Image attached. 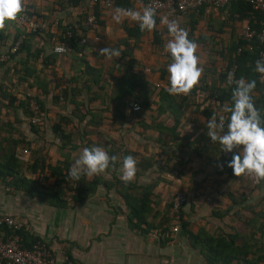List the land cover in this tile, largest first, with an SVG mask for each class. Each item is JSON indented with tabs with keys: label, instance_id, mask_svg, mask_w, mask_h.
<instances>
[{
	"label": "trees",
	"instance_id": "1",
	"mask_svg": "<svg viewBox=\"0 0 264 264\" xmlns=\"http://www.w3.org/2000/svg\"><path fill=\"white\" fill-rule=\"evenodd\" d=\"M82 1L65 0V3L75 6ZM128 4V0H113L111 2L113 7L126 8ZM205 5L207 4H202L191 10L176 12L171 19L175 20L180 27L188 32V38L194 41L197 46H200V49L205 51V55L210 54L216 57V60L212 59L210 62L202 63L203 65L200 67L203 68V72L199 83L188 95H169L165 91L166 87L169 86L166 67L171 62L170 54L165 50L169 35L167 26L160 25V17L157 13L155 17L156 28L153 31H140L137 22H133L130 26L124 25L122 28L124 36L118 41L120 46L118 50L121 51V56L111 63H105L101 68L92 66L87 59L80 57L83 43L78 42L80 34H77L71 26L62 25L59 35L55 34L56 39L66 44L64 53L49 51L51 54H42L39 52L44 50L41 47L33 48L31 52L27 51L25 38L39 34L40 28L26 31L25 34L16 33L7 43L5 52L0 56V182L25 193L29 197L57 208H65L71 204L81 202L87 195L93 193L96 186L100 184L106 192L110 189L114 190L122 198L126 206L125 221L127 225L132 229L138 228L140 232H144L148 231L149 222L143 214L148 212L154 216L157 210L150 206L148 198V195L154 194L153 183L149 181L143 185H137L135 182L136 176L141 171L140 169L155 166L170 172L174 171L177 176L184 175L191 179L193 175L199 172L191 166V151L196 153L194 158H199L208 149L205 158H203L204 156L201 157L202 162L206 164L218 162V167L215 168L218 174L224 173L226 177H235L233 170L227 167V163L236 154L235 150L232 153L222 152L220 145L218 143L214 144L207 136L205 125L212 115H217V117L229 115L224 111V108L226 105H232V90L235 88V83H227L230 72L234 74V80L243 78L245 81H256L253 99L255 106L264 118V96L257 81L258 72L254 70L258 53L262 50L263 44L254 38L243 39L239 33L230 38L225 44L222 41H213L215 35H206L200 29L208 30L209 28L212 32L218 33L221 27H213L211 18L203 16ZM110 7L104 6L102 0H96L84 7L83 20L87 15L86 11L98 23L100 9ZM216 9L219 14L225 9L230 14L224 16L221 21L243 22L252 29H259L264 26L263 13L247 1L230 0L223 6H216ZM25 13L32 20H38L28 7H24L21 14ZM3 31L4 29L0 30V38L5 40L6 37L3 36ZM81 31H83V28L79 30V32ZM146 34H148V37L144 38H148L151 52L164 56V60L155 61V63L148 62L150 61L148 60V64H143L141 59L134 58L132 50L139 45L140 37ZM20 35L21 42L18 47L14 52H9L8 48L11 43ZM69 50L74 52V56L77 58L74 59L81 61L83 65L75 75L70 73L66 84H60L58 81L64 77H62V73L54 71L56 58H61ZM38 56L40 57L38 70L41 72L37 73L33 63ZM45 68H49V70L42 71ZM206 73H212V78L206 80ZM45 75L50 79L49 82L45 79ZM154 76L156 77L153 78ZM73 78L79 79V82L77 83L76 79L73 80ZM147 83H149V86ZM146 90L150 95L149 100L144 98L139 100L138 98L143 96ZM30 99L37 104L36 113H33L28 107ZM105 99L111 101L110 110L106 109L105 105L101 106L100 104L102 103L100 100ZM126 100H132L139 105L144 102V106L150 111L147 119H144L136 111L126 109L128 114L126 124L129 123L130 126H135L133 131L138 133L140 138L144 140L141 143L143 147L141 152H133L125 148L121 152L118 151L119 147L117 145L113 147L111 142L103 140L100 143L101 148L105 149L110 156L117 155L120 158L115 166L110 164L109 168L105 170L108 177H103L100 174L92 178L82 175L78 181L69 179L68 172L75 161L69 159L68 153H59L56 161L53 163L48 162L45 160V146L42 145H39V148L29 150V158L26 162H22L15 154L18 147L29 146L31 141L18 129L21 123L26 124L27 133L34 135L38 132V125L47 127L52 135L50 142L57 149H63L68 145V150H74L80 145L83 134L87 131L86 127L105 125L108 117H112V120L120 129L128 130L129 127H126L123 123L127 114L121 111L122 108L126 107ZM46 101H49V104H45ZM95 101L100 102L93 106L92 103ZM149 105H152V107ZM50 107L54 109L52 115L49 111ZM95 107L98 110L95 109V111L93 109ZM187 109L200 115L204 120V124L195 138H192L193 124L185 123L182 120ZM33 116L38 118L35 123L30 121ZM226 124L227 121L225 122V130ZM189 126L190 130L188 129ZM199 126V124L194 125L197 129ZM144 130L156 131V135L149 143L148 147L150 148L148 149H146L148 140L145 137ZM14 132L17 135L14 136ZM93 132L96 133L97 130L94 129ZM54 138L59 141L58 144L54 143ZM75 140H77V143L74 142ZM87 142H90V140L86 139L83 144L84 148L87 147ZM192 144L194 145L192 146ZM149 149L150 151H148ZM123 152L133 156L137 161L136 168L138 167L134 179L127 184L122 182L121 175L114 174L116 167L127 156L123 155ZM217 154L218 158H216ZM22 165H24L23 169L25 167L29 175L24 174ZM49 177L52 178V182L44 184L42 180ZM239 177L242 179L247 178L246 175ZM183 193L186 197V191ZM223 195L227 196L232 204H236L241 200V195H238L237 200L231 194L223 193ZM171 197L172 195L159 213V221L152 224L153 229L157 230L159 235L164 230L169 231L171 226L175 224L174 222H177V229L180 233L185 234L189 244L198 248L208 262L222 260L228 264L230 260H241L244 264H259V261L264 259V255L247 258V254L253 253V251L249 250L247 244L235 243L236 238L239 237L237 233L212 235L206 234L207 232L202 228L195 231L190 230L188 221L183 215L182 206L179 209L178 220H173L167 215ZM231 203L229 204L231 205ZM224 212V210L222 213L216 212L215 216H223ZM141 224L147 225V229H141ZM166 239L168 237L162 238V240ZM23 240L24 245H27L25 238Z\"/></svg>",
	"mask_w": 264,
	"mask_h": 264
},
{
	"label": "crops",
	"instance_id": "2",
	"mask_svg": "<svg viewBox=\"0 0 264 264\" xmlns=\"http://www.w3.org/2000/svg\"><path fill=\"white\" fill-rule=\"evenodd\" d=\"M128 3V6L123 9L142 11L144 7L142 0H128ZM87 5H89L88 0H83L80 4L75 6L65 3V0H24V7H28L35 18L38 19L37 21L41 22L44 26L39 34L32 35L28 38L25 36L27 51L31 52L33 48L41 47L44 50L39 51L40 53L47 55L51 54V52H49L51 51V41L49 38L51 36L56 38V35H59L62 30V25H67L71 26L77 34H80L79 39L83 37L84 42L83 44L80 43L83 46L80 51V57L87 59L92 66L101 68L105 63H111L117 60L115 57L111 60L107 59L105 56L99 54V50L106 47L119 49L120 46L118 45V41L124 36L123 26H130L135 21H132L130 18H124L122 22L116 23L112 19V14L117 7L111 6L110 8L100 9L101 13L99 14L98 23L94 21V23L86 25L82 13L85 10L84 7ZM203 12L204 17L211 18L213 27H221L218 33L212 32L209 28L208 30L204 28L200 29L203 30L202 32L206 35H215L213 41H222L225 44L230 38H233V36L239 33L240 27L243 24V22L233 20L221 21L224 16L230 15L226 9L219 14L216 7L205 5ZM85 13H87L86 16L90 15L89 12L85 11ZM25 15H27L29 19H32L28 14L25 13ZM158 16L161 18L160 14ZM81 28H83V31L79 32ZM27 29L26 23H20L18 20L15 22H7L3 31V36L6 37V39L3 40V38H0V52L7 47V43L16 33L25 34L26 31H29ZM144 37H148V34L140 37L139 45L132 50L134 58L141 59L143 64L164 60V56L160 55V57L151 52L148 38L146 39ZM197 55L199 57V66L203 65L202 63L206 61L210 62L212 59L216 60V57L210 54L205 55V51L200 49V46L197 48ZM74 58H76L74 52H70V50L61 58H56L54 71L62 73V77H64L62 80L58 81L60 84H66L67 77L70 73L71 75H75L82 67L83 63L77 61V58ZM39 60L40 57L38 56L33 63L37 73L41 72L38 70L40 65ZM48 70L49 68L42 69L44 72ZM167 73L166 76L168 75ZM45 76V79L49 82L50 79L47 75ZM212 76V73H206V80L212 78ZM155 77L156 76L153 78ZM75 79L77 78H73V80ZM76 81L79 82V80ZM45 104H49V101H46ZM149 106L152 107V105ZM53 110L52 107L49 108L51 115L54 112ZM143 111L144 115L140 116L147 119L150 111L146 106L143 107ZM184 114L182 120L185 123L193 124L192 138L197 137L201 126L204 124L203 118L190 109H187ZM109 119L111 118L108 117L105 121V125L102 126L109 128L108 125H112L111 127L114 131H120V127H118L114 121L110 120L111 124H109ZM195 124L200 125L198 129L194 127ZM129 129L131 130L129 132V137L132 138V142L136 139L135 143H138V146L142 149L143 146L141 143L144 140L140 137H136L133 133L135 126ZM33 135L34 134H32V136ZM117 137H119V135ZM147 140L148 145H146V149L150 148L148 146L152 139ZM94 141L96 146H99L102 142V140L99 139H95ZM20 149L22 148L18 147L15 154L17 157L21 158V156H19ZM69 151L71 150H68V153ZM148 151H150V149ZM54 153L57 158L59 151L54 149ZM198 163L204 164L205 170L203 171L205 175L212 171L215 172L213 168L211 171L208 170L209 168L206 169L207 164L203 163L200 157H195L194 159L192 157L191 166L193 169L197 170L198 168H203L200 167L202 165L197 166L196 164ZM121 167L122 163H119L114 174L120 176ZM140 170V173L136 176L135 182L137 185H143L149 181L153 183L154 194L148 195V198L150 206H153L152 208H156L157 210L154 216L148 212L143 214L149 222L148 231L140 232L138 228H130L125 221L126 206L122 198L116 194L114 190L110 189L106 192L100 184H98L95 191L87 195L84 200L79 203L71 204L65 208L49 206L45 202L38 201L13 188H11L10 191L0 190V214L10 215L23 221V229L20 233L22 238H25V242L29 243L32 239L43 241L49 251L54 255L57 264L60 262L62 255L66 256L75 264H226V262L222 260L215 262L206 261L199 249L192 247L185 234L180 233L178 229L175 232H169L167 236L160 237L157 230L153 229L154 227L152 224L159 221V213L163 210L165 202L169 199V192L172 191L169 188V184L172 185L173 182L171 181V183H169L170 177L166 175V173L169 172L161 173L163 172L162 170L166 169L153 166ZM171 173L174 174V177H178L180 182L188 179L187 176L184 175L181 177L177 176L174 171ZM101 175L103 177H108V174L105 172ZM155 177L157 178L155 179ZM250 177L253 178L251 179L253 181L252 183H245L243 179L244 181H242L240 186L241 200L237 204H239L241 211H237L238 208L235 204L233 206L229 204L227 196H225L227 200L226 198L223 200V198L220 197V193L218 202L225 203V205H223L225 211L224 215L220 217L214 216L213 218L217 220L218 223L216 221L213 225L211 223L209 224H211L212 227L214 226L216 230L221 228L226 234H239L235 243L247 244L250 251L257 252L255 254V256H257L264 255V180L261 182V180L257 181L254 177ZM138 178H140L141 181H138ZM202 180H204V178H202ZM202 180L200 179L199 181ZM232 195L238 196L240 194ZM189 200H191V198L187 199L182 205L183 215L188 221V228L193 231L198 228L209 231V224L198 216L199 213L195 212L190 216L191 214L188 212L189 209L187 207L190 202ZM212 203H214V201H212ZM259 204L261 205L260 208L258 206ZM201 221H204V223H200ZM140 227L141 229H147V225L145 224H141ZM212 227L210 228L211 232L215 231ZM163 237H168V239L162 240ZM251 255L254 254H247L246 257L251 258ZM228 264L244 263L241 260H230ZM259 264H264V259L259 261Z\"/></svg>",
	"mask_w": 264,
	"mask_h": 264
},
{
	"label": "clouds",
	"instance_id": "3",
	"mask_svg": "<svg viewBox=\"0 0 264 264\" xmlns=\"http://www.w3.org/2000/svg\"><path fill=\"white\" fill-rule=\"evenodd\" d=\"M24 11V0H0V30L5 29L7 22L17 21ZM156 10L151 5L144 6L142 11L117 7L112 19L116 23L124 18H130L139 25L140 31H153L156 28ZM160 23L167 26L169 39L165 50L170 54L171 62L167 66L169 95H188L199 83L203 68L199 66L197 44L188 38V32L179 26L175 20L167 16L160 18ZM99 54L111 60L119 58L121 51L109 47L99 50ZM256 72L264 79V59L255 62ZM228 84L235 83L232 90V105L225 106L228 116L212 115L206 126L207 136L211 141L220 145L224 153H235L227 163L235 177L247 175L257 181L264 180V118L255 106L253 91L256 81H245L243 78L234 80V74L229 73ZM226 130H225V122ZM190 130V126L188 128ZM120 158L109 155L99 147H85L78 159L71 165L68 178L80 180L84 175L88 178L100 175L110 166H115ZM136 159L127 155L123 158L120 179L125 184L131 182L136 174Z\"/></svg>",
	"mask_w": 264,
	"mask_h": 264
},
{
	"label": "rangeland",
	"instance_id": "4",
	"mask_svg": "<svg viewBox=\"0 0 264 264\" xmlns=\"http://www.w3.org/2000/svg\"><path fill=\"white\" fill-rule=\"evenodd\" d=\"M5 47V46H4ZM3 47V48H4ZM7 49V47L4 48V50L2 52H0V56L3 52H5V50ZM77 80V79H76ZM79 80V79H78ZM78 82V81H77ZM147 85L149 86V83H147ZM144 98L145 100H149L150 95L148 93V91H144L143 96H140L138 99H142ZM102 103V105H105L106 109L110 110L111 107V101L109 99H105V100H100ZM100 101H95L93 102V106L97 105V102ZM146 102V101H145ZM125 106L124 108L121 109L122 113L127 114L126 109L129 108L132 111H136L139 113V115H144V111H143V107H144V102L142 105H139L137 103H135L132 100H126L125 102ZM99 105V103H98ZM94 110H98L97 107L93 108ZM95 110V111H96ZM127 117L128 115H125L124 120L126 127L132 128V126H129V124L127 123ZM3 119V118H2ZM113 118L111 117V119L108 120L109 124H111V121ZM113 121V120H112ZM15 125V124H14ZM109 128L104 127L102 125L100 126H96V127H86L87 131L85 134H83L84 136L81 139V143L80 145H78L74 150L69 151L68 153V149L67 146H65V148L63 149H57V147L55 145L52 144L51 139H52V135L51 132H49V130L47 129V127L38 125V132L36 135L29 134L27 133V128H26V124L21 123V125L18 126V129L21 130V132L24 134V136L26 135V138H29L31 141L29 143V146L26 147H21L22 149H20L19 151V156L18 159H20L22 162H26L29 158V150L33 149V148H39V145L45 146V151H46V157L45 160H47L48 162H54L56 161V154L54 153V149H56L57 151H59V153L64 154L65 152L68 153L69 155V159H71V161H75L76 159L79 158L82 149L84 148L83 144L86 142V139H89L90 142H87V147H92V146H96L94 144V140L95 139H99V140H107L109 143L111 142L113 147L115 146V144L119 147L118 151L122 152V149H127V150H131L133 152H141L140 147L138 146V143L136 144V139L132 142V138L129 137V132L131 131L130 129L128 130H123L120 129V131H114L112 129V127L110 125H108ZM45 127V128H44ZM97 130L96 133H94L93 131ZM145 132V137H147V139H152L154 138V136L156 135V131L155 130H144ZM100 133V134H99ZM119 137H117L118 135ZM135 134L136 137H140V135L136 132H133ZM5 134V133H3ZM99 134V135H98ZM13 135H17L15 132L13 133ZM74 142L77 143V140H75ZM54 143L58 144L59 141L54 138ZM194 144H192L193 146ZM99 147H101L99 145ZM24 150V151H22ZM120 152V153H121ZM208 152V149L205 151V153L202 155L204 156L203 158H205L206 154ZM123 155H127L126 153L123 152ZM196 155V153L194 151H191L190 153V158H194V156ZM201 156V157H202ZM200 157V158H201ZM216 158H218V154L216 155ZM202 159V158H201ZM198 165H202L200 167H203L204 169V164L202 163H198L196 164ZM22 165V171L24 172L25 175H29V173L23 169ZM195 166V167H197ZM216 167H218V162H214V163H209L206 165V169H208L209 171L213 169H215ZM200 168H198L197 170L199 171V173H196L195 175L192 176L191 179H185L183 182H180L178 177H174V174L171 173L170 171L167 170H162L163 172L161 173H166V175H168L170 177V182H173L172 185L169 184V188L172 190L171 192H169L168 194V198L172 195L173 191H180V192H184L186 191L187 196L185 197V201H187V199L191 198V200H189L190 202L188 203L187 207L189 209L188 212H190V216H192L195 212L199 213L198 216H200L202 219H204L206 221L207 224L211 223L212 225L217 221L215 220L213 217L215 216L216 212H223V208L225 205V203L223 202H218L219 200V196L220 193L222 194V196H220L221 198H226L225 195H223V193H227V194H240L241 195V183L242 181L245 180V183H252L253 181L251 179L250 176H248V178H245L244 180L240 177H226L224 173L218 174L215 170V172H210L209 174H204L203 170H199ZM207 170V171H208ZM194 177V178H193ZM247 177V175H246ZM202 178H204V180H202ZM202 181H199V180ZM138 181H141L140 178H138ZM42 182L45 184H50L52 182V178L49 177L46 180H42ZM1 183V182H0ZM3 187H2V186ZM181 185L179 188L177 186ZM173 186V187H171ZM4 189V190H3ZM0 190L1 191H6V190H11L10 186L5 185L4 183L0 184ZM244 191V190H243ZM238 196L235 195L234 199L237 200ZM227 200V198H226ZM212 201H214V203H212ZM246 201V200H245ZM217 202V203H215ZM229 203H231L229 201ZM231 205L233 206L234 204L231 203ZM241 205V203H240ZM235 206L238 208L237 211H241L239 204H235ZM256 206V205H255ZM253 206V207H255ZM259 208L261 207V205H258ZM196 209V210H195ZM200 223H204V221H201ZM218 223V221H217ZM225 223V222H223ZM211 224H209V231H206V234H212V235H221V234H226L224 231L221 230V228H218L217 230L214 228V226L212 227ZM218 225V224H215ZM224 225V224H223ZM214 228L215 231L211 232L210 228ZM221 227V226H219ZM252 253V252H251ZM257 252H253L251 255L252 257L255 256Z\"/></svg>",
	"mask_w": 264,
	"mask_h": 264
},
{
	"label": "built area",
	"instance_id": "5",
	"mask_svg": "<svg viewBox=\"0 0 264 264\" xmlns=\"http://www.w3.org/2000/svg\"><path fill=\"white\" fill-rule=\"evenodd\" d=\"M96 0H88L89 4ZM113 0H102V4L106 7L111 6ZM230 0H142L144 6L151 5L155 8L156 13L162 16H167L171 20L176 12H183L191 10L202 4L216 6H223ZM256 6L264 15V0H243ZM20 23H26L27 30H34L35 28L42 29L44 26L41 22L29 19L27 15L21 14L18 19ZM84 23L90 25L94 23V18L90 14L85 17ZM239 35L243 39L254 38L262 42L263 48L258 53V60L264 59V26L259 29H252L247 24L240 27ZM50 49L53 53H64L66 51V44L56 39L54 36L50 38ZM21 42V35L16 37L11 46L8 48L9 52H14ZM84 39L81 37L79 43H83ZM3 56V55H2ZM257 81L260 86V91L264 96V79L258 73ZM28 107L33 113L37 112V104L33 100L28 101ZM38 120L33 116L30 121L35 123ZM24 151V150H22ZM184 193L178 190L174 191L171 197L170 206L167 210V215L173 220H178L179 209L184 203ZM171 226L170 230H164L160 235L167 236L169 232H175L178 228L177 222ZM23 229V221L6 214H0V264H57L54 255L49 251L48 247L39 239H34L27 245H24V240L20 231ZM58 264H75L73 261L62 255Z\"/></svg>",
	"mask_w": 264,
	"mask_h": 264
}]
</instances>
